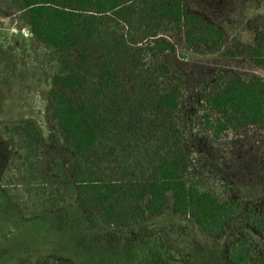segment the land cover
I'll return each mask as SVG.
<instances>
[{
    "label": "trees",
    "instance_id": "trees-1",
    "mask_svg": "<svg viewBox=\"0 0 264 264\" xmlns=\"http://www.w3.org/2000/svg\"><path fill=\"white\" fill-rule=\"evenodd\" d=\"M31 33V47L51 77L48 118L57 130L54 153L33 119L3 121L11 154L0 175L8 199L26 219L60 208L71 183L84 220L105 230L146 226L149 214L172 212L211 235L237 219L248 228L226 242L231 264H264V201L191 186L182 113L184 77L165 62L185 46L226 48L223 28L189 9L185 0H5ZM235 47L264 65V33ZM168 80V85L160 82ZM216 138L264 128V79L218 72L198 87ZM0 233V242L3 240ZM40 264H74L49 255Z\"/></svg>",
    "mask_w": 264,
    "mask_h": 264
},
{
    "label": "rangeland",
    "instance_id": "rangeland-1",
    "mask_svg": "<svg viewBox=\"0 0 264 264\" xmlns=\"http://www.w3.org/2000/svg\"><path fill=\"white\" fill-rule=\"evenodd\" d=\"M190 10L221 26L227 34L226 48L202 46L187 48L180 35L178 52L167 54L165 62L185 79L182 113L187 117L191 170L189 185L222 191L231 187L233 197L260 205L264 201V128L252 126L243 133L213 135L203 115L213 114L198 98V87L210 83L218 72L225 75L264 79V65L252 62L237 41L255 44L264 33V0H185ZM168 85V80L160 82ZM51 77L31 47V33L19 15L11 14L0 0V123L35 120L45 143L62 157L66 150L56 146L57 130L49 120L48 93ZM11 154L7 141L0 137V175ZM63 205L41 217L26 219L0 185V264H40L49 255L74 264H231L226 254L227 238L248 228L237 219L220 235L201 232L188 219L168 211L150 215L146 226L105 230L88 224L80 212L73 185H64Z\"/></svg>",
    "mask_w": 264,
    "mask_h": 264
},
{
    "label": "crops",
    "instance_id": "crops-1",
    "mask_svg": "<svg viewBox=\"0 0 264 264\" xmlns=\"http://www.w3.org/2000/svg\"><path fill=\"white\" fill-rule=\"evenodd\" d=\"M221 27V26H220ZM222 28V27H221ZM225 31V30H224ZM160 214H162V213H160ZM150 215H155V214H149L148 216H150ZM148 216H147V218H148ZM146 223H147V220H146ZM141 230V229H140ZM133 231V230H132Z\"/></svg>",
    "mask_w": 264,
    "mask_h": 264
}]
</instances>
